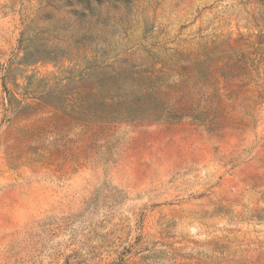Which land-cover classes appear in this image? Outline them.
Masks as SVG:
<instances>
[{
  "label": "rangeland",
  "instance_id": "obj_1",
  "mask_svg": "<svg viewBox=\"0 0 264 264\" xmlns=\"http://www.w3.org/2000/svg\"><path fill=\"white\" fill-rule=\"evenodd\" d=\"M85 1L0 0V264H264V0ZM122 62L181 112L82 120Z\"/></svg>",
  "mask_w": 264,
  "mask_h": 264
},
{
  "label": "trees",
  "instance_id": "obj_2",
  "mask_svg": "<svg viewBox=\"0 0 264 264\" xmlns=\"http://www.w3.org/2000/svg\"><path fill=\"white\" fill-rule=\"evenodd\" d=\"M119 3H126L127 0H114ZM89 2L78 0L77 7L84 10L89 6ZM149 34L151 31H147ZM102 33L105 38H114L117 36H128V33L120 32L117 29L103 28ZM151 46L149 49H152ZM123 65L120 64V66ZM107 65H102L99 70L104 71ZM93 68L88 66L81 71L82 74L87 75ZM167 70L163 64L159 69L153 67L132 66L130 68L120 67V72L115 73L117 77L116 96L119 98L117 104L105 105L100 109L97 107L88 108L82 120L84 121H98L118 123L124 121H143V122H160L171 118V115L177 114L179 111L169 110L165 94L161 91L166 79L164 71ZM176 74L180 76L177 72ZM183 82V80H181ZM181 87L174 85L173 90L176 92ZM111 89L106 86H101L92 93V89L87 93L88 98H95L100 96L102 100L110 99L108 94ZM182 115V113H180ZM179 116V115H177Z\"/></svg>",
  "mask_w": 264,
  "mask_h": 264
}]
</instances>
